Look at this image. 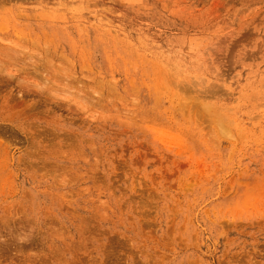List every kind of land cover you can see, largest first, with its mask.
<instances>
[{"label": "rangeland", "instance_id": "374dc122", "mask_svg": "<svg viewBox=\"0 0 264 264\" xmlns=\"http://www.w3.org/2000/svg\"><path fill=\"white\" fill-rule=\"evenodd\" d=\"M0 264H264V0H0Z\"/></svg>", "mask_w": 264, "mask_h": 264}]
</instances>
